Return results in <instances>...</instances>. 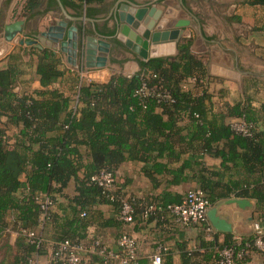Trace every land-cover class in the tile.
Segmentation results:
<instances>
[{"label": "trees", "instance_id": "obj_1", "mask_svg": "<svg viewBox=\"0 0 264 264\" xmlns=\"http://www.w3.org/2000/svg\"><path fill=\"white\" fill-rule=\"evenodd\" d=\"M61 1L80 17L84 10L92 16L91 5L103 0ZM245 3L264 8V0ZM24 8L31 17L58 11L55 0H26ZM192 45V37L181 38L176 56L144 61L131 76L114 74L104 83L81 86L77 76L71 96L53 87L64 75L58 50L21 48L6 58L0 67V238L9 230L19 238L7 248L5 264H29L47 247L53 250L51 264H57L55 254L65 241L83 248V264H117L91 252L95 241L105 243L90 228L115 229L119 241L133 236L131 226L136 230L153 219L179 223L171 208L186 194L171 188L183 184L195 185L210 207L230 198L255 200L253 216L264 220V103L255 107L245 97L218 108L209 88L213 77ZM33 61L40 88L29 90L22 78L24 65ZM235 120L248 124L249 132L233 130ZM129 162L142 164L153 194H127L119 171ZM102 171L114 175L112 188L93 181ZM71 181L75 194L66 196ZM45 197L53 201L47 210ZM125 203L131 223L121 218ZM102 205L113 214L99 210ZM195 225L201 244L181 247L182 264H222L226 249L234 252L235 264H250L256 255L264 259L254 232L220 241L210 221ZM29 231L36 236L29 238ZM164 250L163 264H171L174 254Z\"/></svg>", "mask_w": 264, "mask_h": 264}, {"label": "crops", "instance_id": "obj_2", "mask_svg": "<svg viewBox=\"0 0 264 264\" xmlns=\"http://www.w3.org/2000/svg\"><path fill=\"white\" fill-rule=\"evenodd\" d=\"M246 1L103 0L102 3L91 5L90 9L94 11L92 16H88L87 11L84 10L80 17L73 16V13L71 14L66 9L70 16L79 18L78 21H68L67 29L76 27L80 35L85 33L86 36L93 37L97 40L98 49L92 66L87 67L84 41L77 58L78 64L74 66L68 61L67 53L61 50L60 42L63 40L53 43L61 54V69L64 71L63 77L53 87L71 96L80 67L99 70L96 74L98 83L108 81L114 74L131 76L139 72L141 63L145 60L126 46L125 42H131L134 46L139 45L135 38L120 31L119 17L124 11L122 8H142L146 10L144 17L156 22L155 31H159L158 26H161L159 32L172 31L177 29L176 25L182 20L189 22L188 26L181 29V33L189 35L182 38H193V53L203 58L210 76L213 77L209 88L218 108H222L226 103L233 104L241 101L245 97H249L255 107H260L264 103V8L250 6L245 3ZM58 12L59 10L46 13L47 16L55 19H50L51 23L44 27L41 24L38 26H31L32 23L27 24L25 31L28 36L30 38L40 36L49 26L61 22L63 16H57ZM127 13L129 14L130 11L127 10ZM42 15L44 16V14L38 16ZM66 35L64 41L67 39ZM158 45L157 50L160 53H172L174 50L173 41ZM148 51L150 52V47ZM177 53L178 51H175L171 56H176ZM6 63H3V66ZM36 63L37 61H33L31 70H26L22 78L25 89L40 88L39 77L36 75ZM194 91L199 92L198 89ZM207 163L218 164V161L207 159ZM141 167L142 164L129 162L120 168V182L129 195L141 197L145 194L151 195L153 191H156L148 183ZM171 189L173 192L186 194L189 190L195 189V185L183 184ZM75 190L76 184L71 181L64 194L73 196ZM98 209L107 216L113 214L107 205L99 206ZM255 209L242 210L232 205H220L219 213L229 217L234 232L221 234L214 231L219 234V240L222 241L227 234L239 238L253 233L254 223L257 221L253 216ZM130 231L137 241L139 257L137 264H152L151 258L163 247L164 251L174 254L171 264H182L180 253L184 249L197 248L203 236L199 226H185L170 219L165 221L153 219L136 230L134 226H131ZM115 232L112 228L92 227L89 230L90 235L99 236L110 249L118 251V239ZM18 238L19 233L12 230L0 238V264H5L7 248L15 247ZM182 246L184 249L181 250ZM52 251V248L47 247L41 254H35L34 259L39 264H51ZM250 264H264V259L256 255Z\"/></svg>", "mask_w": 264, "mask_h": 264}, {"label": "water", "instance_id": "obj_3", "mask_svg": "<svg viewBox=\"0 0 264 264\" xmlns=\"http://www.w3.org/2000/svg\"><path fill=\"white\" fill-rule=\"evenodd\" d=\"M4 0H0V6ZM58 6V10L63 16V20L56 24L49 26L40 36L30 38L25 31L26 21L16 20L14 22L5 24L3 32L0 34V38L4 39V45L0 47V57L8 56L14 46L19 44L21 46H27L29 48H53L57 50L53 43H61V50L66 52L68 55V61L72 65H77L79 50L85 41V54L87 67H91L93 61L96 59L98 45L91 36H86L85 33L79 34L76 27L68 28V21H78L79 18H75L69 15L64 4L61 0H55ZM124 10L120 13L119 20L120 31L129 34L135 38L139 46H134L131 42H125L126 46L137 52L139 56L145 61L151 58L157 57H169L175 53L177 42L184 36L189 35L181 33V29L188 26V21L179 22L172 31L159 32L161 26H158L159 31H155L156 22L149 18H145V9H134V8H122ZM127 10L130 13H127ZM87 20L86 18H84ZM154 30V31H153ZM65 34L67 39L64 41ZM13 41V42H12ZM173 41L174 50L172 53H160L157 50L158 44L169 43ZM101 44V43H100ZM151 44V46H149ZM150 47V52L148 51ZM222 204L232 205L233 207L240 208L242 210H254L256 203L254 200L242 199V198H231L222 202H219L216 206L211 207L208 212V219L215 232L226 234L234 232L233 225L229 221L227 215L219 213V206Z\"/></svg>", "mask_w": 264, "mask_h": 264}, {"label": "built area", "instance_id": "obj_4", "mask_svg": "<svg viewBox=\"0 0 264 264\" xmlns=\"http://www.w3.org/2000/svg\"><path fill=\"white\" fill-rule=\"evenodd\" d=\"M99 70H92L89 68H78V75L80 86L82 84L98 83L97 76ZM143 87L142 90H144ZM141 90V91H142ZM165 97V95H162ZM74 107L78 104L77 94L73 96ZM233 130L238 133L247 134L249 132V125L235 120L231 124ZM93 181H96L104 189L112 188L115 178L110 172L102 171L98 176L93 177ZM53 206V201L45 197L42 200V208L47 210ZM210 205L206 199L204 193L198 189L189 190L183 202L179 205L171 208L172 213L176 216L179 223L190 226L194 224H203L209 221L208 212ZM82 215H85L84 213ZM121 218L126 222H132V209L130 204L125 203L122 210ZM254 246L264 251V220H259L254 223ZM36 231H29L27 233L29 238L36 236ZM119 250L114 251L107 245L103 244L100 240L95 241L91 248L93 254L98 255L106 259L117 260L120 264H135L138 260V246L136 239L129 235H123L118 241ZM83 248L79 245H74L70 241L63 242L59 250L55 254L57 264H83ZM224 260L222 264H235L233 260L234 252L226 249L223 251ZM152 264H163V258L160 253H156L151 258ZM29 264H39L35 259L31 260Z\"/></svg>", "mask_w": 264, "mask_h": 264}, {"label": "rangeland", "instance_id": "obj_5", "mask_svg": "<svg viewBox=\"0 0 264 264\" xmlns=\"http://www.w3.org/2000/svg\"><path fill=\"white\" fill-rule=\"evenodd\" d=\"M25 2L26 0H4L3 1V3L0 6V34L3 32V27L5 24L14 22L16 20H25L27 24L32 23L31 26L32 25L38 26L39 24H41L42 27H44L51 23L50 19L51 20L55 19V18L52 19L51 16H47V14H44V16L36 15L34 19H32L33 17H31V15L27 14V12L25 11V8H24ZM57 14H58L57 16H61L60 12H58ZM30 19H31V22H30ZM3 45H4V39L0 38V47ZM21 48H29V47L16 44L11 53L19 52ZM79 51L81 53V50ZM8 56L3 57V58L0 57V67H3V63L7 61L6 58ZM24 59H25V62H28L27 57H25ZM24 69L25 71L26 70L30 71L31 66L26 64L24 65ZM26 78L28 79L29 77H26Z\"/></svg>", "mask_w": 264, "mask_h": 264}, {"label": "flooded vegetation", "instance_id": "obj_6", "mask_svg": "<svg viewBox=\"0 0 264 264\" xmlns=\"http://www.w3.org/2000/svg\"><path fill=\"white\" fill-rule=\"evenodd\" d=\"M34 17H35V16H33V18H32V19H34ZM1 18H2V17H1ZM30 22H31V19H30ZM26 25H27V22H26Z\"/></svg>", "mask_w": 264, "mask_h": 264}, {"label": "bare ground", "instance_id": "obj_7", "mask_svg": "<svg viewBox=\"0 0 264 264\" xmlns=\"http://www.w3.org/2000/svg\"><path fill=\"white\" fill-rule=\"evenodd\" d=\"M13 42V41H12Z\"/></svg>", "mask_w": 264, "mask_h": 264}]
</instances>
